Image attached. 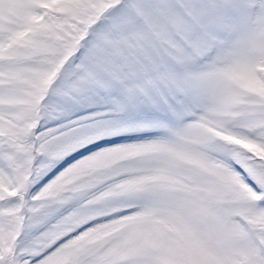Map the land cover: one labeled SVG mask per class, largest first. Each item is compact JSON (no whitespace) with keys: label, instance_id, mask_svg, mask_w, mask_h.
<instances>
[{"label":"snow or ice","instance_id":"obj_1","mask_svg":"<svg viewBox=\"0 0 264 264\" xmlns=\"http://www.w3.org/2000/svg\"><path fill=\"white\" fill-rule=\"evenodd\" d=\"M0 264H264V0H0Z\"/></svg>","mask_w":264,"mask_h":264}]
</instances>
